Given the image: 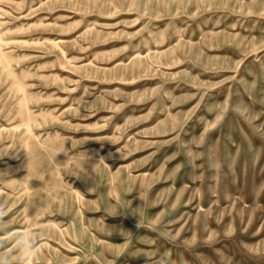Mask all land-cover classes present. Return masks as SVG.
<instances>
[{
  "label": "rangeland",
  "instance_id": "obj_1",
  "mask_svg": "<svg viewBox=\"0 0 264 264\" xmlns=\"http://www.w3.org/2000/svg\"><path fill=\"white\" fill-rule=\"evenodd\" d=\"M264 264V0H0V264Z\"/></svg>",
  "mask_w": 264,
  "mask_h": 264
},
{
  "label": "clouds",
  "instance_id": "obj_2",
  "mask_svg": "<svg viewBox=\"0 0 264 264\" xmlns=\"http://www.w3.org/2000/svg\"><path fill=\"white\" fill-rule=\"evenodd\" d=\"M26 243L22 247V254L25 257L24 264H27L28 260L32 257L35 250V246L32 244L31 237L26 238Z\"/></svg>",
  "mask_w": 264,
  "mask_h": 264
}]
</instances>
